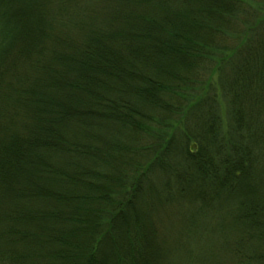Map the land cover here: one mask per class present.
<instances>
[{
	"label": "trees",
	"instance_id": "16d2710c",
	"mask_svg": "<svg viewBox=\"0 0 264 264\" xmlns=\"http://www.w3.org/2000/svg\"><path fill=\"white\" fill-rule=\"evenodd\" d=\"M0 264H264V0H0Z\"/></svg>",
	"mask_w": 264,
	"mask_h": 264
},
{
	"label": "rangeland",
	"instance_id": "374dc122",
	"mask_svg": "<svg viewBox=\"0 0 264 264\" xmlns=\"http://www.w3.org/2000/svg\"><path fill=\"white\" fill-rule=\"evenodd\" d=\"M227 126V119L225 118V127Z\"/></svg>",
	"mask_w": 264,
	"mask_h": 264
}]
</instances>
